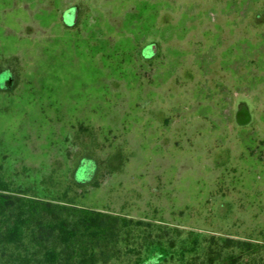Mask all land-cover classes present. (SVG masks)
Returning a JSON list of instances; mask_svg holds the SVG:
<instances>
[{"label":"rangeland","instance_id":"rangeland-1","mask_svg":"<svg viewBox=\"0 0 264 264\" xmlns=\"http://www.w3.org/2000/svg\"><path fill=\"white\" fill-rule=\"evenodd\" d=\"M1 72L0 178L264 263V0H0Z\"/></svg>","mask_w":264,"mask_h":264},{"label":"trees","instance_id":"trees-1","mask_svg":"<svg viewBox=\"0 0 264 264\" xmlns=\"http://www.w3.org/2000/svg\"><path fill=\"white\" fill-rule=\"evenodd\" d=\"M83 152L74 175L77 186L93 183L110 165L95 155V177L80 179L88 158ZM261 248L40 199L0 178V264H255L251 258Z\"/></svg>","mask_w":264,"mask_h":264},{"label":"water","instance_id":"water-1","mask_svg":"<svg viewBox=\"0 0 264 264\" xmlns=\"http://www.w3.org/2000/svg\"><path fill=\"white\" fill-rule=\"evenodd\" d=\"M242 106L239 108L237 113V120L240 124H249L251 122L252 116L250 114L248 106L246 104H241ZM241 117H244V120L241 121Z\"/></svg>","mask_w":264,"mask_h":264}]
</instances>
